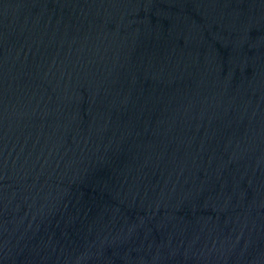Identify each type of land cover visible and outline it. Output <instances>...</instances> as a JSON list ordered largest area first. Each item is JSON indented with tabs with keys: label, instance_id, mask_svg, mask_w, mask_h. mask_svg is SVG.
Segmentation results:
<instances>
[{
	"label": "water",
	"instance_id": "obj_1",
	"mask_svg": "<svg viewBox=\"0 0 264 264\" xmlns=\"http://www.w3.org/2000/svg\"><path fill=\"white\" fill-rule=\"evenodd\" d=\"M0 264H264V0H0Z\"/></svg>",
	"mask_w": 264,
	"mask_h": 264
}]
</instances>
